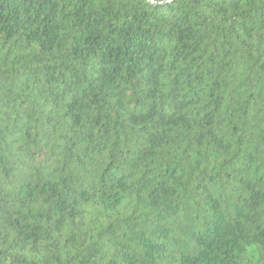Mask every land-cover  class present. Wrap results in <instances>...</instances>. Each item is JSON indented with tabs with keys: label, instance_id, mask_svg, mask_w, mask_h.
I'll return each instance as SVG.
<instances>
[{
	"label": "trees",
	"instance_id": "16d2710c",
	"mask_svg": "<svg viewBox=\"0 0 264 264\" xmlns=\"http://www.w3.org/2000/svg\"><path fill=\"white\" fill-rule=\"evenodd\" d=\"M0 264H264V0H0Z\"/></svg>",
	"mask_w": 264,
	"mask_h": 264
}]
</instances>
